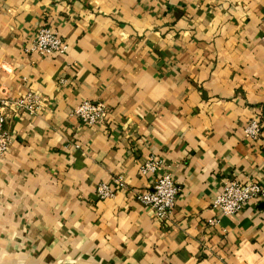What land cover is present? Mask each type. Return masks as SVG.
I'll list each match as a JSON object with an SVG mask.
<instances>
[{
  "label": "crops",
  "instance_id": "obj_1",
  "mask_svg": "<svg viewBox=\"0 0 264 264\" xmlns=\"http://www.w3.org/2000/svg\"><path fill=\"white\" fill-rule=\"evenodd\" d=\"M43 22L65 53L31 51ZM2 89L45 102L6 124L0 264H264V197L208 222L226 180L264 187V0H0ZM147 156L180 186L165 221L135 199ZM117 175L131 192L98 198Z\"/></svg>",
  "mask_w": 264,
  "mask_h": 264
},
{
  "label": "built area",
  "instance_id": "obj_2",
  "mask_svg": "<svg viewBox=\"0 0 264 264\" xmlns=\"http://www.w3.org/2000/svg\"><path fill=\"white\" fill-rule=\"evenodd\" d=\"M68 44L64 36L47 24L41 23L32 40L31 51L39 54H63L67 51ZM45 99L41 95L26 91L10 93L5 89L0 92V162L12 143V133L6 127L7 121L24 113L36 114L43 106ZM80 121L89 125L100 126L107 123L108 107L102 101L84 100L73 110ZM262 133L260 123L250 120L244 127V136L258 139ZM141 175L153 176L152 182L144 192H135V199L151 209L154 216L165 221L169 219L174 210L180 186L170 170V165L154 156L143 158L138 167ZM112 183L124 192H131L122 175L112 177L110 181H103L96 187V195L105 199L114 195ZM264 197V187L261 182L253 177L244 179L230 178L226 180L221 191L211 205L216 216L208 219L210 224L218 221V216L236 215L243 210L251 200Z\"/></svg>",
  "mask_w": 264,
  "mask_h": 264
}]
</instances>
